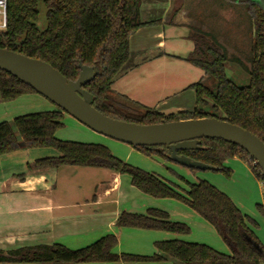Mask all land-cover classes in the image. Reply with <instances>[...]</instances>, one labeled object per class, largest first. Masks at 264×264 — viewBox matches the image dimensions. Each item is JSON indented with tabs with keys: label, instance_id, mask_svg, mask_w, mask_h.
Listing matches in <instances>:
<instances>
[{
	"label": "trees",
	"instance_id": "16d2710c",
	"mask_svg": "<svg viewBox=\"0 0 264 264\" xmlns=\"http://www.w3.org/2000/svg\"><path fill=\"white\" fill-rule=\"evenodd\" d=\"M140 1L7 0L6 28L0 31V47L45 61L67 80L78 77L79 63L94 66L98 74L82 88L91 94L92 106L112 118L154 124L216 117L252 132L264 142V0H243L248 3L253 29V58L249 67V83L245 86H238L227 77L226 58L220 45L201 31L189 34L193 50L185 59L213 78L217 87L212 91L202 81L194 83L192 87L196 90L197 105L192 111L180 112L178 117L127 98L120 102L111 88L114 77L128 58L129 35L143 24L139 16ZM40 2L46 10L44 29H39L36 24ZM175 9L173 12L176 14L179 10ZM31 92L36 91L0 69V100H11ZM209 102L214 114L200 108ZM58 119V111H41L18 115L12 122L1 121L0 155L25 146H51L57 150V156L37 160L34 168L75 165L127 173L131 184L146 194L181 197L196 214L213 226L230 253L218 252L206 244L174 239L156 242L157 253L152 256L118 255L112 251L116 237L107 234L74 250L59 243L0 249V262L74 264L169 258L173 264H264V245L247 226L248 218L214 185L198 180L190 184L186 197L180 196L158 176L122 162L103 145L56 138L54 131L60 125ZM197 145L196 149L176 152L212 165L217 168L214 170L228 175L230 170L223 166V162L237 157L249 164L255 177L264 178L255 161L235 144L216 138H199ZM133 147L146 153L157 152L172 160L165 145ZM116 224L175 233L189 231L186 224L169 220L166 212L157 209H148L145 214L123 211Z\"/></svg>",
	"mask_w": 264,
	"mask_h": 264
},
{
	"label": "rangeland",
	"instance_id": "374dc122",
	"mask_svg": "<svg viewBox=\"0 0 264 264\" xmlns=\"http://www.w3.org/2000/svg\"><path fill=\"white\" fill-rule=\"evenodd\" d=\"M175 8L181 12V17L190 19V26L173 21L167 22L169 17H171L169 20L175 18L177 14L173 12ZM38 11L36 24L39 29H44L46 10L42 2L38 5ZM139 16L143 24L130 33L128 58L118 72L119 74L117 73L120 77L116 82L113 80L111 85L113 94L120 102H124L127 98V92L135 91L137 97L146 101L142 103L144 106L178 117L180 112H189L197 105L196 90L192 87L194 83L202 81L209 89L215 91L216 81L203 73L201 68L185 59L193 50V43L189 39L192 31H201L220 45L226 58V75L233 83L238 86H245L249 83V67L253 58V29L246 1L141 0ZM154 30H160L163 34L164 46L158 44L159 38H151ZM145 43L146 46H143ZM113 84H115L114 87H112ZM131 101L134 102V100ZM200 108L212 114L215 113L211 110L210 102L201 105ZM41 111L59 112L60 125L54 131L56 138L103 145L122 162L158 176L180 196L186 197L190 184L198 180H206L220 190L222 187L227 189L228 194L222 191L244 214L251 215L250 210L253 211V209L259 213L260 228L257 229L256 234L264 245V215L257 208V204L261 203L259 184L255 181L256 177L254 178V174H251V168L245 160L229 158L227 166L235 171L233 174L230 171V175L220 170L190 168L157 152L146 153L130 144L98 133L36 92L24 93L11 100H0V122H12L18 115ZM9 153L12 155L4 157L0 168L14 164L27 165L26 172L38 171L36 174L42 173L48 184H57L56 195L67 193L66 195L74 198L86 196L91 190L89 188L91 183L95 180L93 175L89 176V169L80 167L34 168L33 165L37 160L57 156V150L51 146H25ZM4 171H8V168ZM247 172L251 175L250 181L246 179ZM122 175L129 176L127 173ZM136 192H140L147 198L149 207L165 211L170 220L176 217L183 219L187 217L185 224L189 227V231L176 234L206 239L204 230L207 228L203 229L190 218L191 215L196 217V213L191 211L190 206L181 197H154L140 190ZM112 196L122 200L126 207L134 208L141 205L137 196L132 193L127 195L113 193ZM182 210L189 212L190 215L184 217L185 213ZM198 220L204 222L201 218ZM203 224L221 240L212 226L207 223ZM68 248L74 250L82 247L73 245Z\"/></svg>",
	"mask_w": 264,
	"mask_h": 264
},
{
	"label": "crops",
	"instance_id": "0c3cea01",
	"mask_svg": "<svg viewBox=\"0 0 264 264\" xmlns=\"http://www.w3.org/2000/svg\"><path fill=\"white\" fill-rule=\"evenodd\" d=\"M180 13L181 12L178 11L176 14L177 16L175 15V18L173 17L172 20H169L171 18L169 17L167 22L173 21L177 24H185L190 26V19L181 17ZM162 35L163 34L160 32V30H154L152 32L151 38H159L158 44L164 46L165 42L162 38ZM143 46H146V43L143 44ZM118 74L113 79L115 82L120 77ZM114 86L115 84H113L112 87ZM126 94L127 98H130L135 102L140 104L146 102L143 101V99L137 97L135 91H129ZM10 155H12V153L0 155V164L4 157H8ZM233 159H237V157H233ZM228 160L229 158L223 162V166L229 169L233 174L235 171L232 170L231 167L227 166ZM26 166L27 165L24 164H14L13 166L9 165L6 166V168H0L1 250H10L17 247L32 246L37 244L54 243H59L67 247H72L73 245L77 247H83L92 244L93 241L95 242L97 239L107 234H112L117 240L116 245L112 248V251L118 255L127 254L135 256H152L157 253L155 246L156 242L174 239L185 242L202 243L210 246L213 249L218 248L215 249L218 252L224 254L230 253L224 242L214 236L209 228L203 224L209 223L198 214H195L196 217H198V219L201 218L204 222H200V220L192 215L190 218L195 220L194 222L202 226L203 229H205L204 227L207 228V230H204V234H206L204 237L206 239L204 240L200 239L201 237L191 238L185 234H176L160 229L118 226L116 224V220L119 217V214L123 211L145 214L148 209H157L154 207H149L147 198L142 196L140 192H136L139 190H136L137 188L131 184L130 176H124L105 168L61 165L89 169V176L93 175L95 177V180H93V183H91V186L89 187L91 188L89 193L86 196L74 198L66 195L67 193H58V195H56V183H53L52 185L48 184L42 173H39L38 175L36 174L38 171L26 172ZM7 168L8 171H4V169L7 170ZM248 171L250 170L248 169ZM251 174H253L252 171ZM250 176L251 175L247 172L246 179L248 178V181H250ZM255 181L259 184L261 193L260 183L257 177L255 178ZM222 190H224L226 193L228 192L227 189L223 187ZM222 190L220 191L223 192ZM225 192L223 193L226 194ZM113 193H118L119 195H124V193L125 195L132 193L137 196L141 205H137L134 208L126 207V205L122 203V200L120 201L119 198L112 196ZM235 206L240 210L236 204ZM257 206H260V204H257ZM257 208L259 212L264 215L262 209H259V207ZM182 211L185 213L184 217L190 215L188 214L189 212L187 213L184 210ZM191 211L193 212V210ZM241 213L248 218L246 219V224L257 237L256 232L257 229L260 228V224L258 222L259 213L254 209L253 211L250 210L251 215L244 214L242 211ZM186 219L176 217L173 218V220L171 219V221H182L181 223L185 224ZM209 225L212 226L211 224ZM40 237L45 238L41 239ZM189 240L201 241L196 242ZM0 264L42 263L0 262ZM74 264H173V261L169 258L158 261H125L119 259L117 261L109 262H83Z\"/></svg>",
	"mask_w": 264,
	"mask_h": 264
},
{
	"label": "water",
	"instance_id": "95a60500",
	"mask_svg": "<svg viewBox=\"0 0 264 264\" xmlns=\"http://www.w3.org/2000/svg\"><path fill=\"white\" fill-rule=\"evenodd\" d=\"M75 80H67L45 61L30 58L0 47V69L15 76L38 94L58 106L92 130L132 146L165 145L170 158L186 167L217 169L177 150L198 148L197 139L216 138L237 145L259 166L264 177V142L252 132L216 117L173 120L154 124H139L112 118L92 106V97L82 87L95 78L94 66L78 64Z\"/></svg>",
	"mask_w": 264,
	"mask_h": 264
},
{
	"label": "built area",
	"instance_id": "2783aa9c",
	"mask_svg": "<svg viewBox=\"0 0 264 264\" xmlns=\"http://www.w3.org/2000/svg\"><path fill=\"white\" fill-rule=\"evenodd\" d=\"M6 7H7V0H0V31L5 30L6 28ZM261 188V203L260 207L264 212V178L258 179Z\"/></svg>",
	"mask_w": 264,
	"mask_h": 264
}]
</instances>
